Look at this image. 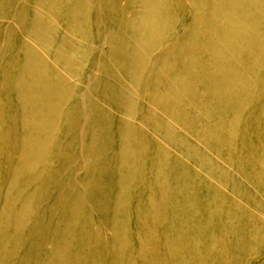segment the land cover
Segmentation results:
<instances>
[{
	"label": "bare ground",
	"instance_id": "bare-ground-1",
	"mask_svg": "<svg viewBox=\"0 0 264 264\" xmlns=\"http://www.w3.org/2000/svg\"><path fill=\"white\" fill-rule=\"evenodd\" d=\"M221 247L264 264V0H0V264H221Z\"/></svg>",
	"mask_w": 264,
	"mask_h": 264
},
{
	"label": "rangeland",
	"instance_id": "rangeland-1",
	"mask_svg": "<svg viewBox=\"0 0 264 264\" xmlns=\"http://www.w3.org/2000/svg\"><path fill=\"white\" fill-rule=\"evenodd\" d=\"M94 73V72H93ZM102 74V72L99 70L98 72H97V74ZM86 91V89H84L83 88V91L82 92H85ZM92 115L90 114V111L88 110V113L86 112V114H85V117L83 118V120L81 121V123L79 124V137H81V144H82V146L83 147H85L86 148V146H87V143H88V138H89V136H91V133H92V130L90 129V126H91V122H92ZM87 126V128L85 129V128H82V126ZM197 138V141H199L200 139H201V137L199 136V137H196ZM188 140H190L189 142L190 143H192L193 145L195 144V142L196 141H194V137H193V139H192V135L189 137V139ZM231 141H235V138H231ZM82 151V148H80V153H81V158H82V155H83V152H81ZM169 154H168V152L166 151L165 152V157H164V159H165V162H166V160L168 159V156ZM219 162H221V160H218V163ZM72 166H75V164H73ZM72 166L70 167V168H72ZM69 170L70 169H68V171L66 172V175H69ZM78 173V174H77ZM80 173V174H79ZM87 173V168H86V166L85 167H81L76 173H75V175H76V177H78V180H79V185H77V188H79V189H81L80 188V185H82L83 184V178L85 177L84 175ZM78 175V176H77ZM237 179H239V178H237ZM159 182L161 183V185L163 186V190L162 191H159V192H157L156 194H151V195H149V196H145V198L146 199H151L152 201H155L156 203H158V204H160L161 203V198L164 196V194H165V191L167 190V193H168V191H169V188H170V175L168 174V172H163V173H161V175L159 176ZM234 185V184H233ZM150 192V191H149ZM56 194H58V192H55L54 193V196L56 195ZM167 195V194H166ZM51 203V202H50ZM49 207V205L48 206H46V208H48ZM45 208V207H44ZM56 208H57V210L55 211V218L57 219V218H59L60 217V215H61V213L63 212V202H61V203H57V205H56ZM153 210V211H152ZM151 211V212H150ZM50 212V210L48 211V213ZM155 213V214H154ZM119 215H122L121 213L119 214ZM152 215L153 216H157L158 215V213H157V211L156 210H154V208L151 206V204H149V203H145L144 205H143V207H140L139 208V214H138V217L136 218V220L138 219L139 221H140V223H143V225L145 226V229L146 230H148L149 231V233H148V236L147 237H156L157 235H158V232H157V230H156V228L153 226V218H152ZM220 215H222V216H224V214L223 213H220ZM55 218H53V219H55ZM117 219H119V221H118V223L117 224H115L113 227H112V229H111V232H112V239L114 240V245H115V247L118 245V242H120L119 241V239L121 238V239H123L122 238V232H123V222H124V219H122V217H118ZM86 222H87V226H86V229H87V234H86V237L84 238L85 239V245H87V246H89V244L91 243V241H92V231L90 232V234L88 233V231H89V227H91V228H93V226H95L96 225V227H98L99 229L100 228H102L101 226H100V222L98 223V222H96V224H95V221H93L94 220V218H93V215H92V212H87V214L85 215V219H84ZM83 220V222L82 223H85V221ZM97 221V220H96ZM93 223V224H92ZM61 226V225H60ZM104 226V225H103ZM105 227V226H104ZM155 228V229H154ZM104 232H109L110 231V229H108L107 227H105L104 228V230H103ZM59 233H60V230H59V227L57 226H55L54 227V230L51 232V235L53 234V238H52V240L54 241V240H56L58 237H59ZM113 234H114V236H113ZM149 239V238H148ZM222 243V242H221ZM149 247H150V249H151V251L153 252V250L157 247V245H155L153 242H151V241H149ZM53 244H49L48 245V249H47V251H52V248H53V246H52ZM103 239H102V241L98 244V245H95L96 247H95V249H97V253L99 252V250H101L102 248H103ZM125 246H126V243H125ZM150 254H152L151 252L148 254V255H150ZM231 256H232V250L231 249H228V250H226V251H224V252H222V247H221V249L219 248L218 249V251H217V260L219 261V262H221V264H232V260H231ZM264 254L263 255H261L260 256V258L261 259H264ZM135 257H138V262L139 263H141V261H144L145 259H146V257L142 254V253H140L139 251H136V253H135ZM225 258H229L228 259V261H227V263H226V261H225ZM96 259V258H95ZM98 264H106L105 263V257L103 256L102 258H100L99 259V261H98ZM166 264H168V263H166ZM207 264H216V262L213 260V261H211V260H209V262H207ZM242 264H251L250 263V261L248 262V261H244Z\"/></svg>",
	"mask_w": 264,
	"mask_h": 264
}]
</instances>
